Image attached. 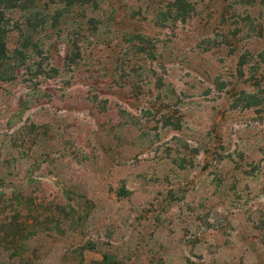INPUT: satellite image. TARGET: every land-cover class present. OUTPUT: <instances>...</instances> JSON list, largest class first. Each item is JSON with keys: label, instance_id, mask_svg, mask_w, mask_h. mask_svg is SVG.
Masks as SVG:
<instances>
[{"label": "rangeland", "instance_id": "obj_1", "mask_svg": "<svg viewBox=\"0 0 264 264\" xmlns=\"http://www.w3.org/2000/svg\"><path fill=\"white\" fill-rule=\"evenodd\" d=\"M97 1L0 75V264H264V0Z\"/></svg>", "mask_w": 264, "mask_h": 264}, {"label": "trees", "instance_id": "obj_2", "mask_svg": "<svg viewBox=\"0 0 264 264\" xmlns=\"http://www.w3.org/2000/svg\"><path fill=\"white\" fill-rule=\"evenodd\" d=\"M26 0H0V75L6 74L10 70L12 72L16 67L22 65V60L28 54L30 46L33 40V36L29 33L35 29L36 24H31V21L41 20L42 25L48 23L49 17H52L54 20L53 23H58L61 19L69 16L71 13L76 11L78 7L84 8L85 10L91 9L92 12H96L99 7L97 0H56L51 3L55 6L53 9L54 12L52 16L46 11L43 10L40 12L39 5L34 3L33 5L27 6ZM44 6L48 7V4ZM53 6V7H54ZM20 9L23 10L29 15L34 16L33 20H26L23 26L17 27L21 32V45L16 47L13 50H10L7 47V35L9 33V21L5 18L7 11L10 9ZM42 8V7H41ZM46 9V8H45ZM194 12V4L190 0H174L168 6L167 14L164 15V20L166 21H179L181 23L186 22L191 18ZM87 25L95 27V19L93 16H90L87 19ZM23 27V28H22ZM52 27H55V24H52ZM96 29V28H95ZM30 30V31H29ZM71 46L67 48L66 55L64 57V65L67 67H72L76 65V60L80 56V48L77 46L75 41L69 42ZM51 71L54 74L57 73L58 69L51 67ZM247 99H252L253 97L250 94H246Z\"/></svg>", "mask_w": 264, "mask_h": 264}]
</instances>
